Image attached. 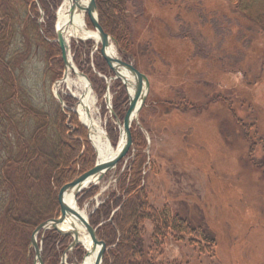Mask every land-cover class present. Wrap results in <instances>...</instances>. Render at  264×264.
Instances as JSON below:
<instances>
[{
    "label": "rangeland",
    "instance_id": "rangeland-1",
    "mask_svg": "<svg viewBox=\"0 0 264 264\" xmlns=\"http://www.w3.org/2000/svg\"><path fill=\"white\" fill-rule=\"evenodd\" d=\"M138 1H142L141 5L129 11L136 14L135 11L142 10L143 15L135 20L133 28L135 36L142 39L136 40L131 53L135 57L129 63L147 76L149 92L131 127L130 153L98 185L92 183L78 194L77 207L90 220L101 204L114 194L119 197L122 182L131 178V168L141 154L145 162L141 180L148 202L158 210L169 207L174 217L190 216L197 233L210 231L216 238L213 258L207 252L201 254V245H192L189 238L179 242L171 235L157 247L149 240L155 226L146 221L144 240L145 246L153 250L151 257L166 264H264V31L233 0ZM36 3L41 15L40 34L59 49L56 22L64 0H48L55 18L54 38H48L49 19L38 0ZM19 4V0L8 3L0 0L1 11L11 16V27L17 31L6 58H18L14 62L17 71L10 76L17 80L24 101L44 117L41 130L37 127L39 123L29 118L23 138L28 142L33 132L41 133L44 138H40L38 147L46 150L56 138L57 117L65 113L71 132L78 128L83 135L81 156H84L80 157L86 168L78 167V178L94 168L98 153L89 131L74 116L72 109L77 100L66 86L58 87L63 102L55 95L65 69L60 53L49 63L45 51L37 45V36L32 32L28 38L23 35L22 23L28 24L35 13L32 8L31 12L24 11ZM87 23L88 30L96 32L88 18ZM115 44L124 60L121 54L126 55L127 48L119 46L116 40ZM68 46L74 65L93 89L97 98L96 116L116 149L124 132L125 115L119 114L118 107L123 101L127 112L128 87L115 80L100 55L101 44L94 39H71ZM8 68L12 69V64ZM71 78L76 77L73 74ZM5 86L0 84V99L11 87ZM15 140V136L8 137V142ZM15 150L12 152L17 155ZM41 170H36L34 180L26 184L28 195L20 182L14 181L20 190L23 219L37 226L60 216L58 203V208L48 213L52 217L43 221L36 217L46 203L41 196L49 188L36 181L44 176ZM59 192L55 191L56 196ZM37 226L17 238L16 248L8 243L0 247V264H35L36 251L31 238ZM52 231L37 237L43 261L45 239ZM84 234H80L82 240ZM67 239L68 242L57 244L53 253L56 259L48 257V264H62L64 255V264H84L88 250L82 240L77 248L65 254L73 241ZM114 246L106 244L103 264H116L110 261Z\"/></svg>",
    "mask_w": 264,
    "mask_h": 264
},
{
    "label": "trees",
    "instance_id": "trees-1",
    "mask_svg": "<svg viewBox=\"0 0 264 264\" xmlns=\"http://www.w3.org/2000/svg\"><path fill=\"white\" fill-rule=\"evenodd\" d=\"M5 1L8 3L11 0ZM97 1L102 28L106 33L115 38L119 46L127 48L126 55H121L125 62H132L133 57H135L131 54L132 49H135L136 40L142 39L136 37L133 30L136 23L135 20L141 16L142 10L135 11V14L129 11V8L140 6L142 1ZM233 1L238 9H246V16L250 19H255L259 24L258 26L264 31V0ZM38 2L42 5L49 19L47 36L48 38H54L56 36L55 18L54 14L50 13V4H48V0H38ZM19 3L24 11L31 12L32 8L35 13V18L29 20L28 24L22 23V26L25 28L22 32L23 35L28 38L31 32L35 34L37 36V45L45 51L47 61L49 63L54 62L53 59H57L60 49L49 44L40 34V30L42 29L38 25V22L41 15L39 14L36 0H19ZM11 19V16L6 11H1L0 9V84L2 86L6 85L5 87L11 86L9 87L10 89L5 91V94H1L2 98L0 99V201H3V199L7 201H3L0 209L2 210L0 211V247L8 243L7 245L12 244L13 248H16L18 246L16 240L22 234H26L31 229H34L37 225H33L23 219L20 209L21 202L18 197L20 190L16 187L14 181L20 182L19 184L24 187V191L28 195L29 191L26 184L34 180V172L36 170H41L38 166L42 168L41 173L44 176L36 181L39 182L40 186H44V188L47 186L49 188L41 196L42 198H46V203L36 217L40 221H43L52 217V215L48 217V213H52L53 209L58 208V196H56L55 191L61 190L67 183L75 180L80 173L78 172V167L82 170L86 168V165L84 166L81 162V157L84 156H81L83 148L81 139L83 135L81 131H78V128L74 132H71V129L66 125L67 116L65 113H60L57 117V135L51 142V147H47L44 151L43 149H39L40 138L43 137L41 133L37 134L33 132L34 134L29 136V141L25 142L23 135L29 118L39 123L37 127L38 130H41V123L44 117L41 111L35 110L24 101L21 91L17 89L19 86L16 84L17 80L15 78L13 80L10 76L12 73L14 76V71H17L14 62L18 60L15 56H9L11 60L6 58L16 39L14 34L17 32L11 27ZM132 21L134 22L132 23ZM185 29H188L187 26ZM186 32L189 33L188 30ZM143 41L141 42L143 43ZM147 43L151 44V42ZM18 53L21 52L18 51ZM27 54L28 52L26 53V57H28ZM8 64H12V69L8 68ZM135 67L139 69L138 66ZM122 102L119 103L118 110L119 114L123 117L125 108H123ZM73 119L75 120V118ZM13 136L17 138V141L15 140L13 143L8 142V137ZM13 148H16L17 155L12 152ZM140 155L137 156L139 158H137V161L135 160L134 166L131 168V178L122 182L121 195L117 197L114 194L111 200L101 204L100 208L90 217L91 225L98 228L97 236L99 239L108 245H115L114 247H116V250L110 253V261H114L116 264H166L157 261L155 257H151L150 253L153 250L145 246L146 240H144L143 227L146 221L152 222L155 226L153 236L149 239L154 246L160 247L161 244H165L167 237L171 235L175 239H178L179 242H183L186 238H189L192 245H201L203 249V251H200L201 254H206L204 252H207L206 255L213 258L216 238L210 231H199V234L196 232L197 228L191 223L192 220L189 219L190 216L187 208L185 212H187L189 218L183 219L179 214H176L174 217L170 212L171 209L167 206L163 210H158L148 202V196L141 180L145 162L141 160L142 155ZM46 181L47 183L43 184ZM114 211L117 212L115 213ZM198 236L200 237L198 238ZM45 240L44 261L45 264H48V257L56 259L53 253L57 244L59 242L61 244L66 243L69 239L59 237L52 231L48 233ZM198 259L201 258L198 257Z\"/></svg>",
    "mask_w": 264,
    "mask_h": 264
},
{
    "label": "water",
    "instance_id": "water-1",
    "mask_svg": "<svg viewBox=\"0 0 264 264\" xmlns=\"http://www.w3.org/2000/svg\"><path fill=\"white\" fill-rule=\"evenodd\" d=\"M88 7L86 9V13L88 15L89 22L93 26L94 30L100 37V44H101V50L100 55H102L103 60L106 62L110 70L113 72L115 76V80H121L123 85L126 86L128 82V78H126L124 75L121 74L122 71L128 73L131 75L132 80L134 81L135 86V94L134 98H130L129 102V108L124 116V122H123V129L124 132L122 136L124 135L125 143L122 146V148L119 150V154L113 158L112 160H109V162H99L95 165L94 168L88 170V172L83 173L81 176H79L74 181L68 183L65 187H63L58 196V203L60 207V216L58 219H50L47 220V222H44L37 226L36 231L32 235V245L36 251V260L35 264H44V261L42 259V251L39 247V243L37 240V237L40 233L48 232V230L53 229L58 234L60 233L63 236L71 237L73 239V242L70 244L69 248L66 249L65 254L70 252L71 250H74L81 244L80 239V229L75 225L71 224L72 230H69L68 232L62 231L61 228H59V225L65 224L70 218L75 220L77 224L81 227H83L88 234L89 238L92 240V246L93 251L96 248H99V253L96 256V261L94 264H103V256L106 252V244L99 240V237H97V229L93 227L89 220L84 217L80 210L77 207V201H78V194L86 189L90 184H97L99 181H101L104 176L110 171L115 169L121 162L122 159H124L129 153L130 149L133 146V139H132V131L131 126L133 122L137 119L140 110L143 108V105L146 101L147 94L149 92V80L145 74L139 71L133 64L125 62L120 58V56L117 54L112 55L110 53V49H113V44H115V39L110 36L108 33L104 31V29L101 26V23L99 21V12H98V1L97 0H88ZM81 2L80 0H73V4L70 8V15L71 18L74 17L75 11L77 9L81 10ZM64 31L61 29H58L56 27V35H57V44L60 48V53L63 61V67L64 74H63V80L65 79L67 75V71L69 68H71V64L69 62V46L66 41V37L63 34ZM73 68V67H72ZM62 80V81H63ZM127 87V86H126ZM55 95L58 100L63 102L61 100V97L58 92H55ZM129 97V94H128ZM74 115H76V112H74ZM68 193H73L74 196V205L76 208L67 205L66 203V195ZM90 255V252L86 253V258ZM65 256L62 258L64 264L66 262Z\"/></svg>",
    "mask_w": 264,
    "mask_h": 264
},
{
    "label": "bare ground",
    "instance_id": "bare-ground-1",
    "mask_svg": "<svg viewBox=\"0 0 264 264\" xmlns=\"http://www.w3.org/2000/svg\"><path fill=\"white\" fill-rule=\"evenodd\" d=\"M80 2L81 10L77 9L75 11L74 17L71 18L69 12L73 4V0H64V5L58 13L56 22L57 28L64 31L63 34L65 35L68 44L71 39H77L80 41L94 39L97 43L100 44L99 35L96 32H91L88 30V15L86 13V9L89 2L88 0H80ZM110 53L112 55L118 54L116 44H113V49H110ZM69 62L72 66L68 69L65 79L56 85L55 92L59 93L58 87L66 86L71 94V97L77 100V104L72 110L76 112L77 118L89 131L90 140L92 141L93 146L98 153L99 162H109V160H112L119 154V150L125 143L124 135L121 136V141L118 147L114 149L110 143V140L107 139L106 132L102 128L100 119H98V117L96 116L98 113L97 98L93 93V89L90 86L89 81L86 77H82L83 75L79 73V70L74 65L71 56H69ZM73 74L76 78H71ZM121 74L128 78V82L126 85L128 87V94L130 98H134L135 84L131 78V75L124 71H122ZM66 196L67 205L76 208V206L74 205L75 199L73 193H68ZM81 214L84 215L82 212ZM71 224H75L80 229L81 234L82 232L85 233L83 235L85 236L84 239L82 240L81 238V240L82 243L86 246L88 252H90V255L84 259V264H94L96 261V256L99 253V248H96L93 251L92 240L91 238H89L84 228L79 226L77 222L71 218L65 224L59 225V228H61L62 231L68 232L69 230H72Z\"/></svg>",
    "mask_w": 264,
    "mask_h": 264
}]
</instances>
